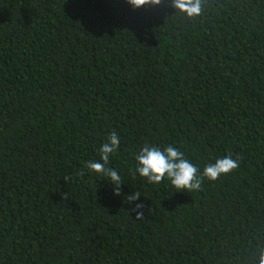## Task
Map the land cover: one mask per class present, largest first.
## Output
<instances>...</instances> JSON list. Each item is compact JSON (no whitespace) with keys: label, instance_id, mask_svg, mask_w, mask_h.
<instances>
[{"label":"trees","instance_id":"16d2710c","mask_svg":"<svg viewBox=\"0 0 264 264\" xmlns=\"http://www.w3.org/2000/svg\"><path fill=\"white\" fill-rule=\"evenodd\" d=\"M168 3L0 0V264H258L264 0H207L196 20ZM113 130L121 195L85 167ZM145 144L240 166L176 192L133 174Z\"/></svg>","mask_w":264,"mask_h":264},{"label":"clouds","instance_id":"9594fccd","mask_svg":"<svg viewBox=\"0 0 264 264\" xmlns=\"http://www.w3.org/2000/svg\"><path fill=\"white\" fill-rule=\"evenodd\" d=\"M207 0H169L168 6L175 10L176 16L196 20L203 15ZM127 3L134 9L163 6L165 0H127ZM120 147V136L113 130L107 142L100 148V161H89L85 165L86 169L98 175L108 178L110 184L114 187V194L121 195V185L123 184L120 174L114 168L107 167L110 164V156L116 153ZM137 166L133 174L139 173L146 178L148 183L160 184L165 179L169 180L177 191L188 193L196 192L202 189L204 180L216 181L221 176H226L237 170L240 166L238 158H233L231 153L223 158H219L215 163L207 164L203 172L185 158V155L177 147L166 146L163 150L158 146L145 144L136 154ZM79 175L83 177L85 172L80 171ZM66 183L73 179L71 175H65L63 178ZM141 195L135 192L125 197L127 203L138 201ZM144 205L135 204L131 209L137 213L136 219H143ZM258 264H264V245L257 247Z\"/></svg>","mask_w":264,"mask_h":264}]
</instances>
